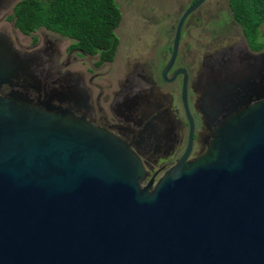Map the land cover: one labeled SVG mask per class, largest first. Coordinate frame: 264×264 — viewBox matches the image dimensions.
Returning <instances> with one entry per match:
<instances>
[{"label":"water","instance_id":"water-1","mask_svg":"<svg viewBox=\"0 0 264 264\" xmlns=\"http://www.w3.org/2000/svg\"><path fill=\"white\" fill-rule=\"evenodd\" d=\"M191 3L174 30L177 50ZM0 33V85L22 65ZM207 152L149 188L121 139L17 92L0 96V264H264V50ZM235 87V86H234Z\"/></svg>","mask_w":264,"mask_h":264},{"label":"flooded vegetation","instance_id":"flooded-vegetation-1","mask_svg":"<svg viewBox=\"0 0 264 264\" xmlns=\"http://www.w3.org/2000/svg\"><path fill=\"white\" fill-rule=\"evenodd\" d=\"M12 1L0 0V12ZM34 32L19 31L13 38L0 29L17 53L15 63L22 65L16 77L0 85V96L17 92L40 107L48 101L121 139L139 158L140 184L149 188L180 160L207 152L230 99L235 100L231 95L244 94L241 82L258 81L253 74L261 65L253 64L251 54L264 50L252 51L243 42L208 48L183 40L181 29L168 67L174 31L170 42L146 43L113 67L114 59L98 62V55L85 54L68 37Z\"/></svg>","mask_w":264,"mask_h":264},{"label":"trees","instance_id":"trees-1","mask_svg":"<svg viewBox=\"0 0 264 264\" xmlns=\"http://www.w3.org/2000/svg\"><path fill=\"white\" fill-rule=\"evenodd\" d=\"M226 1L249 49L262 50L264 0ZM7 19L25 34L45 28L68 37L85 54L98 55V62H111L119 45L121 11L115 0H18Z\"/></svg>","mask_w":264,"mask_h":264},{"label":"rangeland","instance_id":"rangeland-1","mask_svg":"<svg viewBox=\"0 0 264 264\" xmlns=\"http://www.w3.org/2000/svg\"><path fill=\"white\" fill-rule=\"evenodd\" d=\"M17 1L13 0L9 7L0 12V29L13 38L20 37V33L7 17ZM115 3L121 11V20L115 30L119 45L113 67L146 43L170 42L178 19L191 0H115ZM182 29L183 40L204 42L208 48L237 42L246 45L241 28L233 20L226 0H205L188 15ZM44 32L51 34L44 28H39L33 34ZM260 35L264 40V24L260 27Z\"/></svg>","mask_w":264,"mask_h":264}]
</instances>
